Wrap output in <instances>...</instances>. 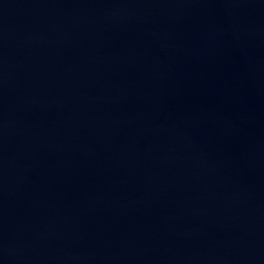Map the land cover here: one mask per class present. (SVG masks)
<instances>
[{"label": "water", "instance_id": "water-1", "mask_svg": "<svg viewBox=\"0 0 264 264\" xmlns=\"http://www.w3.org/2000/svg\"><path fill=\"white\" fill-rule=\"evenodd\" d=\"M0 264H264V0H0Z\"/></svg>", "mask_w": 264, "mask_h": 264}]
</instances>
